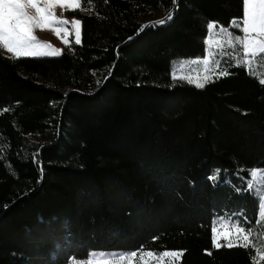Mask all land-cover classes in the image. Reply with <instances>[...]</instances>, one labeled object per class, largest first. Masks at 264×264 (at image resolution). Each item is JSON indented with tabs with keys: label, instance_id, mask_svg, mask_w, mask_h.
I'll return each instance as SVG.
<instances>
[{
	"label": "trees",
	"instance_id": "trees-1",
	"mask_svg": "<svg viewBox=\"0 0 264 264\" xmlns=\"http://www.w3.org/2000/svg\"><path fill=\"white\" fill-rule=\"evenodd\" d=\"M79 4L66 14L81 21V44L55 57L0 49V264L96 250L264 264V247L229 248L212 231L224 214L264 227L247 188L264 170L260 75L233 65L203 88L171 78L175 61L206 56L209 22L241 34L231 25L243 0ZM217 169L220 183L208 179Z\"/></svg>",
	"mask_w": 264,
	"mask_h": 264
},
{
	"label": "snow or ice",
	"instance_id": "snow-or-ice-1",
	"mask_svg": "<svg viewBox=\"0 0 264 264\" xmlns=\"http://www.w3.org/2000/svg\"><path fill=\"white\" fill-rule=\"evenodd\" d=\"M87 2L88 0H85V3ZM243 3L245 6L243 18L238 22L233 21L231 25V27L239 29L242 35L224 27H221L219 32H215L213 35L211 33H213V30L217 26L216 22H209L207 24V29L210 33L207 44L209 46H211L213 42L217 44H226L231 51L226 52L221 47V59H216L210 63L212 58L216 56V53L212 52L209 47V58L192 61L193 64H203L205 66L204 82L197 83V87L203 88L205 87V83L212 82V74H216L217 78L230 74L228 69L233 65L230 64L227 59H224L226 57H232L235 66L245 67L253 77L256 76L257 67L264 70V0H243ZM58 4L61 7H80L79 3H69L68 0H0V45L9 53H12L14 58L33 55L43 49L51 48L49 43H42L37 40L33 32L38 28L51 27L57 36H59L61 32H63L65 36L69 34L68 29L64 27L69 21L57 19L52 11ZM173 5L174 10L178 9V0H173ZM29 9L34 10V14L30 13ZM174 10L170 11L168 15L161 20L149 25V27L166 24L172 19ZM70 23L75 33V44L79 45L81 44V21L79 19H73ZM64 42L66 44L68 43L66 39ZM52 54L60 55L61 53L58 49L53 48ZM222 63L226 65V67L221 68ZM217 69H219L218 73L216 72ZM177 70H183V62L179 63ZM173 75L175 78V73ZM185 78L187 77H181V79ZM187 79L191 82L190 78ZM97 83H99V81H97ZM259 83L264 85V71H262L260 75ZM220 175L221 170L217 169L208 179L220 183ZM222 182L231 183L228 179ZM247 188L249 190H255L258 196L264 197V170L257 171L256 169H252L249 171ZM237 191L241 190L238 188ZM225 221H229L230 227L235 229V232L239 234L237 242H233L231 239L232 233L229 230V224H226ZM218 222L221 228L225 229L223 235L227 242L223 246L229 248L235 246L246 247V243L244 245L239 244L238 241L240 237H242L243 241L247 242L252 232L255 231L250 222L247 220L240 221L239 218L231 219L230 217H220L218 218ZM261 223H264V213L261 215ZM212 231L216 233L217 229L213 227ZM215 246L221 247L219 243H216ZM137 255L138 251L132 250L130 254H120L105 260L104 264H126V262L132 261ZM140 255L142 260H144L145 257L149 260L155 258L157 264H160L165 258H168L167 264H176L183 253L182 251L165 250L160 254L149 250ZM88 264H93V261H88Z\"/></svg>",
	"mask_w": 264,
	"mask_h": 264
},
{
	"label": "rangeland",
	"instance_id": "rangeland-1",
	"mask_svg": "<svg viewBox=\"0 0 264 264\" xmlns=\"http://www.w3.org/2000/svg\"><path fill=\"white\" fill-rule=\"evenodd\" d=\"M80 0H68L69 3H79ZM73 9H77L76 7H61L59 4L52 9L53 13L55 14L57 19H61V20H67L69 21V23L67 25H64V27H66L69 31L68 39L67 36H65V34L63 32H61V34L59 36H57V34L55 33V31L52 30L51 27L48 28H38L35 29L33 32V35L35 37H40L41 40H43L46 43L51 44L53 47L48 48V49H43V50H48L50 52H52V49H58L60 51V53L64 50H66V48H68L69 46H67V44L64 42L65 39L67 41L70 42H74L75 43V33H74V29L71 25V21L73 19H77L74 17H69L66 13L69 10H73ZM29 12L34 14V10L29 9ZM153 22V21H152ZM150 22H147V24ZM146 24V25H147ZM220 27H217L213 30V33L211 34H215V32H219ZM210 35V33H209ZM208 35V36H209ZM242 35V33H241ZM208 40V38H207ZM67 46V47H66ZM210 47V50L212 52L216 53V56L212 58V61H210V63H212L214 60L216 59H221L220 56V49L221 47L223 48L224 51L226 52H230L231 49H229L227 47L226 44H217L215 42H213V44L211 46H209L207 44V50H206V56L203 59H207L208 57V49ZM0 49L2 50L3 54L8 55L13 57L12 53H9L6 49L3 48L2 45H0ZM61 49V50H60ZM43 50L37 52V53H41L43 52ZM200 59V60H203ZM224 59H227L228 62L232 65H235V62L233 60L232 57H226ZM238 59V57H237ZM193 60H178L174 62V66H173V70H172V75L171 78L173 81H177V80H184L188 83L194 84L196 85L197 83L200 82H204V69L205 66L203 64H193L192 63ZM180 62H183V70L179 71L177 70V66L179 65ZM226 67V65H224L223 63L221 64V68ZM219 69L216 70V72L218 73ZM262 71L259 69V67H257L256 70V74L257 75H261ZM175 73V78H174V74ZM216 76V74H212L211 79H213ZM181 77H187L191 79V82H189V79L185 78V79H181ZM258 78H260L259 76H257ZM256 169L257 171L263 170L261 168H253ZM254 195L258 198L259 200V204H260V211L259 213L262 215V213H264V197H260L255 193V190H252ZM220 217H230L231 219H236L233 218L231 215H221V216H215L213 218V225L214 227L217 229V232L214 233V237L217 241H226L224 239V235L223 233L225 232L224 228H221L219 222H218V218ZM226 224H229V230L231 231L232 235H231V239L233 240V242H237V238H238V233L235 232V229H232L230 227V222L229 221H225ZM227 242V241H226ZM239 244H250L253 245L254 247L261 249L260 247H264V227H262L261 230L259 231H253L249 240L247 242L243 241L242 237H240L239 239ZM172 251V250H169ZM146 252V251H139L138 255L133 258L132 261L126 262V264H157V260L155 258L153 259H148L147 257L144 258V260L141 259V253ZM131 252H124V251H114V250H109V251H91L89 253V257L86 258L85 260H81V261H77L75 259H70L69 262L67 264H88V261L92 260L93 264H104L105 260L111 259L114 256H118L120 254H130ZM160 254H162L163 252H159ZM95 258V259H93ZM168 258H165L164 261H161L160 264H164L167 262Z\"/></svg>",
	"mask_w": 264,
	"mask_h": 264
},
{
	"label": "crops",
	"instance_id": "crops-1",
	"mask_svg": "<svg viewBox=\"0 0 264 264\" xmlns=\"http://www.w3.org/2000/svg\"><path fill=\"white\" fill-rule=\"evenodd\" d=\"M69 32V31H68ZM36 39L37 40H39L40 42H42V43H46V42H44L43 40H41L40 39V37H36ZM67 39H68V36H67ZM69 41H68V43H67V46H69ZM51 45V44H50ZM66 46V47H67ZM51 47H53L52 45H51ZM67 49V48H66ZM61 50V49H60ZM55 56H58V55H54V54H52V52H50V51H48V50H43V52H41V53H36V54H33V55H28V56H20V57H55Z\"/></svg>",
	"mask_w": 264,
	"mask_h": 264
},
{
	"label": "water",
	"instance_id": "water-1",
	"mask_svg": "<svg viewBox=\"0 0 264 264\" xmlns=\"http://www.w3.org/2000/svg\"><path fill=\"white\" fill-rule=\"evenodd\" d=\"M152 23H153V22L148 23L147 26H146V28H147L149 25H151Z\"/></svg>",
	"mask_w": 264,
	"mask_h": 264
}]
</instances>
